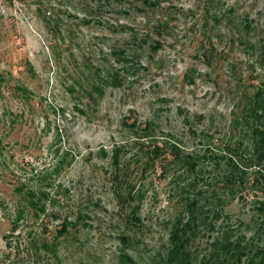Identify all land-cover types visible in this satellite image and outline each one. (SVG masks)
I'll return each mask as SVG.
<instances>
[{"label": "rangeland", "instance_id": "1", "mask_svg": "<svg viewBox=\"0 0 264 264\" xmlns=\"http://www.w3.org/2000/svg\"><path fill=\"white\" fill-rule=\"evenodd\" d=\"M146 1L0 0V264L264 249V0Z\"/></svg>", "mask_w": 264, "mask_h": 264}, {"label": "trees", "instance_id": "2", "mask_svg": "<svg viewBox=\"0 0 264 264\" xmlns=\"http://www.w3.org/2000/svg\"><path fill=\"white\" fill-rule=\"evenodd\" d=\"M145 4L151 6L153 2L149 0ZM243 29H246V26ZM249 46L253 47V45ZM261 46H264V41H262ZM252 95L254 103L249 106L250 112H260L261 115L254 118L256 121L255 125L264 129V91H257V93ZM259 132H257V135H261V141L257 143L259 146H264V133ZM256 159L257 161H264V150L257 155ZM243 174L245 175V173ZM260 188L264 189V187ZM262 197H264V191H262ZM199 203L198 199L187 203L186 208L189 212L188 221L183 223L181 219V221H175L172 224L167 251L164 253L157 252L151 264H193L194 262H198L197 264H264V249L255 248L252 244L242 243V241L232 240V235L228 232H225V235L221 236L220 241H215L211 245L213 251L203 255L200 260L194 256L195 253L187 252L188 244L191 241L193 242L196 235L192 227L196 228L200 224H204V220L201 218L202 214L198 213L201 208ZM192 221L193 223H191ZM40 246L46 247L43 244Z\"/></svg>", "mask_w": 264, "mask_h": 264}]
</instances>
